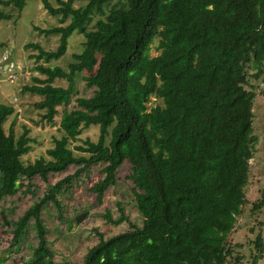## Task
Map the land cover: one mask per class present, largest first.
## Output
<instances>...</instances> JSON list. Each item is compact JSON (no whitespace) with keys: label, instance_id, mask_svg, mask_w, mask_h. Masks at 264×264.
I'll return each mask as SVG.
<instances>
[{"label":"trees","instance_id":"trees-1","mask_svg":"<svg viewBox=\"0 0 264 264\" xmlns=\"http://www.w3.org/2000/svg\"><path fill=\"white\" fill-rule=\"evenodd\" d=\"M41 1L60 21L34 28L57 34L59 43L51 50L38 42L24 45L36 51L28 55L36 65L23 92L40 97L35 107L46 111L42 117L51 124L60 107L71 103L79 77L93 93L75 99L65 111L62 136L28 163L22 159L31 148L28 130L18 139L7 132L16 107L0 103V226L12 244L38 236L30 264H259L262 232L250 240L249 257L232 235L244 214L257 145L254 81L264 76V0H86L80 7H74L76 0H58L57 6ZM26 5L0 0V22L13 17L7 8L21 14ZM75 32L85 37L82 50L67 68L52 65L66 54ZM153 48L160 53L152 55ZM58 79L67 86L57 85ZM152 97L163 104L150 106ZM91 126L99 129L97 140L78 143ZM125 161L141 222L108 236L96 231L97 243L80 262L56 260L44 211L53 204L61 216L60 196L96 165L102 176L91 190L101 203L118 184ZM71 166L74 173L51 182ZM37 176L42 189L33 181ZM19 192L32 202L14 218L5 202ZM263 208L264 190L250 213L254 217ZM115 212L103 214L108 223L129 221L122 201Z\"/></svg>","mask_w":264,"mask_h":264},{"label":"rangeland","instance_id":"rangeland-1","mask_svg":"<svg viewBox=\"0 0 264 264\" xmlns=\"http://www.w3.org/2000/svg\"><path fill=\"white\" fill-rule=\"evenodd\" d=\"M55 6L58 0H50ZM86 0H76L74 7L85 6ZM6 12L13 17L7 21L0 22V42H5V47L0 48V103L11 104L16 107V112L5 123L7 132H14L16 139L28 130V136L32 139L30 150L22 156L25 163L34 161L36 158L46 155L48 148L54 144V138L62 136L60 129L65 111H68L75 104L77 97H89L93 89L86 86L82 77L77 79L76 92L68 106H61L56 115V121L51 124L43 119L45 110L35 107V103L40 97L31 93H24L23 87L32 82L34 67L36 61L29 58V53L36 52L34 49L26 51L24 45L28 42H38L45 49H56L59 43V36L52 34L46 36L38 33L34 25L42 27H52L59 24L57 16H53L43 7L41 0H27V5L20 14L14 7H9ZM96 19H94L95 21ZM57 24V25H58ZM84 35L74 33L69 39L68 51L59 59L51 62L52 65H59L67 68L68 64L73 62V53L79 52L83 48ZM153 48L152 55L159 54ZM57 85L67 86L63 79L56 81ZM256 96L254 99V119L253 128L257 139L254 158L251 160L250 181L247 184L244 214L239 218L236 232L232 235L235 243H241L240 249L242 255L249 257L251 253L250 240L254 239L258 232L264 236V208L261 212L252 216L251 207L257 201L262 190H264V76L254 81ZM163 101L152 97L149 105H162ZM99 129L96 126L86 128L78 143L87 139L97 140ZM73 145H71L72 147ZM76 170L75 166L60 174H53L51 182L61 179L63 176L72 174ZM130 173V164L125 161L117 173L118 184L106 190L102 202H97L96 193L91 187L101 178V167L93 166L90 173L83 176L79 181H75L68 192L62 194L61 200L63 210L61 216L57 208L52 204L49 209L43 213V222L47 227L46 237L50 248L54 251L56 260L70 259L74 262L82 261L87 249L97 243L99 237L96 231L103 232L105 236L122 232L126 230L130 223L141 222L136 208L131 203V188L133 183L127 178ZM33 181L42 189L44 182L40 177H35ZM122 201L126 207L129 221L120 225H113L107 222L103 216L105 211L110 210L113 216L117 203ZM30 194L23 195L17 193L5 202L7 207L12 208L13 217L24 213L25 209L31 204ZM85 216L80 222L76 217L80 214ZM262 223V227L258 225ZM256 227L255 233L250 231L251 227ZM12 235L5 232L0 226V264H30L28 262L32 245H37L39 238L31 233L29 238L19 243L12 244ZM259 264H264L262 259Z\"/></svg>","mask_w":264,"mask_h":264},{"label":"water","instance_id":"water-1","mask_svg":"<svg viewBox=\"0 0 264 264\" xmlns=\"http://www.w3.org/2000/svg\"><path fill=\"white\" fill-rule=\"evenodd\" d=\"M84 216H85V213H84V214H80V215H78V216L76 217V221H77V222H80V221L83 219Z\"/></svg>","mask_w":264,"mask_h":264}]
</instances>
